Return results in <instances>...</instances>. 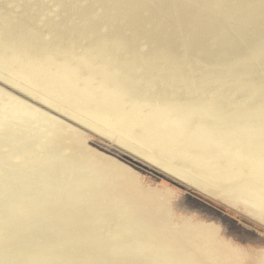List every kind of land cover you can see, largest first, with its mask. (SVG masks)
Instances as JSON below:
<instances>
[{
	"label": "bare ground",
	"instance_id": "1",
	"mask_svg": "<svg viewBox=\"0 0 264 264\" xmlns=\"http://www.w3.org/2000/svg\"><path fill=\"white\" fill-rule=\"evenodd\" d=\"M87 132L264 226V0H0V264H264Z\"/></svg>",
	"mask_w": 264,
	"mask_h": 264
},
{
	"label": "rangeland",
	"instance_id": "2",
	"mask_svg": "<svg viewBox=\"0 0 264 264\" xmlns=\"http://www.w3.org/2000/svg\"><path fill=\"white\" fill-rule=\"evenodd\" d=\"M2 85L5 86V84ZM84 136L87 138L88 143L97 150L117 157L136 169L142 176L141 183L143 187L148 183L147 185L150 184L154 191L164 192L167 197V211L173 216L174 221L199 223L203 227L216 229L219 231L221 240L229 241L237 247L244 248L251 256L256 255L264 247V226L259 222L229 207L222 201L161 173V171L154 169L140 158L115 145H111L105 139L93 133L87 132ZM121 165L127 174L132 175L129 166ZM205 190L225 197V194L218 191ZM226 199L240 205L238 201ZM241 207L243 206L241 205Z\"/></svg>",
	"mask_w": 264,
	"mask_h": 264
}]
</instances>
